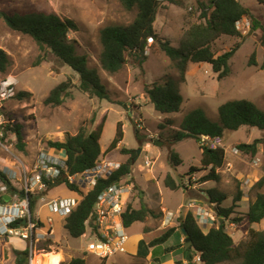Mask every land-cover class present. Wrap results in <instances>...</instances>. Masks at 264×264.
<instances>
[{
	"label": "rangeland",
	"instance_id": "374dc122",
	"mask_svg": "<svg viewBox=\"0 0 264 264\" xmlns=\"http://www.w3.org/2000/svg\"><path fill=\"white\" fill-rule=\"evenodd\" d=\"M242 1L264 24V4L258 0ZM198 7V0H162L154 24L159 37L168 40L172 46L181 48L189 25L192 22L203 21ZM0 9L19 13L33 9L53 11L63 18L75 20L79 29L70 31L69 39L76 41L79 52L88 56L89 65L98 70L111 99L116 101L112 103L106 99L92 98L80 91L79 75L70 66L61 62L52 52L41 51L32 37L12 30L0 17V48L7 52L12 61L6 72L0 71V92L5 94V98H0V104L5 123L12 120L23 125L26 144L25 150L20 151L17 147L16 135L6 128L3 129L0 168L6 172L10 180L13 172L18 171L17 174L20 175L24 169L33 177L37 156L42 151L65 158L61 150L48 146L49 140L64 141L68 135L76 134L82 125H86L89 130L97 128L99 124L102 125L103 132L100 138L102 153L99 162L106 161L110 164L108 168L111 169L114 164L120 165L132 156L130 153H125L124 149L136 151L141 149L137 158V152L134 157L132 156L131 174L136 179L137 185L135 195L137 193L142 195V199L138 200L135 206L140 207L143 200L147 206L157 211L156 215L148 217L145 222H136L130 228V241L127 243L130 252L137 248L136 236L145 228L159 230L168 226L178 229L173 238L169 239V245H179L175 250L181 248L185 238L179 226L180 220L175 224L170 222L163 226L165 209L176 215L180 209L179 216L184 217L187 211L199 210V206H204L208 211L216 214L214 210L216 204H211L208 191L214 195L225 194L227 199L223 200L221 206L228 207L241 189L244 196L238 203L239 206L235 208L236 212L231 215L235 217L247 213L257 192L264 193V186L262 188L256 186L264 176L263 145L259 146V151L254 156L237 149L240 143H251L254 139L263 137V130L243 126L236 131H226L221 138L212 139L203 136L202 141L205 145L223 147L226 153L224 165L218 169L220 179L217 181L202 182L201 177L208 170L194 172L190 170V166L200 168L202 141L199 143L189 138L176 142L171 138V135L180 128L185 114L194 108H203L208 117L215 121L219 119V106L231 99L246 98L264 108V69L261 68L264 61V47L260 43L261 30L252 29L249 16L238 23L241 37L223 35L213 45L216 54H221L239 43L231 59L229 76L219 79V73L215 72L209 63L190 62L185 82H182L179 80L177 61L171 59L152 39H149L146 49L147 58L142 66L136 60L129 58L126 65L117 73L111 74L102 68L99 61L102 49L101 29L111 23L127 24L136 16V9H126L121 0H0ZM253 51L256 52L257 65H249ZM39 57L43 60L37 64ZM68 79L73 83L72 95L60 105H47L45 98L51 90ZM160 80H172L178 85L184 97L179 112L162 114L150 102L144 86ZM21 90L31 92V98L23 101L16 99L15 95ZM120 102L124 104H119ZM92 117H95L93 124L90 122ZM169 119L173 120V123H168ZM118 123L123 125V140L116 148L108 149ZM171 149L179 153L183 160L176 167L172 166L169 159ZM147 159L152 161L150 166L146 165ZM167 174L174 178L178 185L177 189L165 186L164 180ZM12 181L17 185L15 179ZM158 181H160V189ZM77 185L82 196L90 191L83 182ZM146 185L147 188H144ZM148 186L151 187V191ZM49 190L48 187L37 191L33 199L42 197L45 200L38 201L35 207H40L56 196H79L65 185L54 186L50 192ZM39 212L44 216L48 210L43 209ZM55 219L56 233L51 236L52 241L49 242L47 237H42L39 242H35L31 264H69L77 257L85 259L86 264H98L99 259L87 249L88 244L93 240L90 229L88 228L80 237H72L65 230L63 221L58 217ZM251 228L264 231V219L254 223L245 219L237 227L227 228V232L231 233L236 244L243 243L245 246ZM14 240L25 244L30 251L29 240L21 238ZM178 254L180 251L172 255L168 253L162 259V264H172L173 258L177 264ZM133 257H135L133 253H121L110 259L109 263L148 264L147 259L133 260ZM221 264H238V262Z\"/></svg>",
	"mask_w": 264,
	"mask_h": 264
},
{
	"label": "trees",
	"instance_id": "16d2710c",
	"mask_svg": "<svg viewBox=\"0 0 264 264\" xmlns=\"http://www.w3.org/2000/svg\"><path fill=\"white\" fill-rule=\"evenodd\" d=\"M264 4V0H258ZM123 6L128 9H136V16L127 23H111L104 26L100 31L101 52L99 61L104 70L114 74L122 70L129 61V58L136 60L140 66L146 61V49L149 39L159 44L161 49L173 60L177 61L176 66L179 71V80L185 82L188 65L190 62L209 63L215 72H218V78L222 79L231 74V59L235 55L239 43L231 49L221 54H216L213 50L215 42L223 35L241 37L242 33L237 24L244 17L249 16L252 21V29L261 30L260 43L264 47V24L255 17L248 6H245L239 0H198L201 22H192L185 34L181 48H176L171 43L159 37L155 30L156 22L162 0H121ZM0 17L14 31H18L32 37L40 47L41 51L52 52L61 62L70 66L79 75L78 88L90 97L106 99L116 103L111 99L106 86L102 83L98 70L89 65L88 56L80 53L76 41L69 39L70 31L79 29L77 22L70 18H63L56 12L44 10H30L27 12H6L0 9ZM42 57L38 58L37 64L42 62ZM11 59L7 52L0 48V71L6 72L11 65ZM249 65H257L256 52L253 51L249 58ZM264 69V61L261 64ZM72 80L68 79L60 82L54 87L45 98L47 105H60L67 97H70ZM147 94L155 109L162 114L179 112L184 97L178 85L172 80H160L144 86ZM29 91H18L15 98L19 101L31 98ZM119 104H124L120 102ZM217 121L208 117L205 110L201 107L194 108L185 114L180 124L171 138L176 141L192 138L201 142L203 136L209 138H221L226 131H236L243 126L257 127L264 131V108L259 107L255 102L246 98L231 99L218 108ZM104 121V120H103ZM102 121V122H103ZM90 122H95L92 117ZM168 123H173L169 119ZM122 124L118 123L115 136L108 149H114L123 140L124 131ZM164 127V125H161ZM7 131L16 135L17 147L24 151L26 144L24 142L23 125L11 120L5 123ZM103 132V126L89 130L86 125H82L76 134H70L64 141L49 140L48 146L61 150L65 156V167L61 170V175L53 181H47L49 188L65 185L69 190L79 192L77 184L68 179V175L82 173L96 166L97 160L101 155L100 138ZM138 136V130H136ZM4 138L0 141L3 142ZM203 143V141H202ZM264 147V136L254 139L251 143H240L237 149L252 156L259 151V146ZM1 148V143H0ZM202 155L200 168L190 166V170L200 171L208 170L201 177L202 182L208 180H219L220 173L218 169L224 165L226 153L223 147H211L201 144ZM125 153H130L134 157L135 149H124ZM120 164L109 177L98 178L95 186L83 196L79 204L67 216L65 228L70 236L80 237L88 230V219L94 208L99 194L108 185L118 183L122 178L132 172V159ZM170 162L172 166L180 165L183 160L179 153L170 150ZM264 167V158H263ZM0 180L9 182L10 179L6 172L0 168ZM166 187L177 189L178 185L174 178L167 174L164 180ZM258 188L264 186V176L256 183ZM14 189V187H11ZM137 191V185L135 186ZM210 202L215 205V212L218 217H224L215 221V224L205 232L197 221L194 213L188 211L184 217L177 219L180 228L184 227L191 238L192 245L185 249V258L192 261L196 253L200 256L203 264H221L225 262H238V264H264V231L249 230V240L243 246V243L236 244L233 236L227 232L226 221L231 220L240 224L247 217L252 223L260 222L264 219V193L259 191L256 197L251 201L249 209L244 215L231 217L236 212L235 208L241 202L244 193L240 189L233 198V203L228 207L221 206L223 200L227 199L225 194L214 195L208 191ZM138 193L134 196L123 214L126 227L132 226L136 222H145L148 217L156 215L157 211L147 206L143 200L140 207H136V200L142 199ZM35 208V201H32L31 209ZM162 214V212H158ZM48 215V213H46ZM27 221L22 219L19 223L25 224ZM41 222V221H40ZM17 223H13L16 225ZM41 224H43L41 222ZM176 227H165L159 230L145 228L144 237L139 240L137 247V256L146 258L151 254L154 261L158 262V252L156 248L161 247L169 241L176 233ZM15 238L9 237L7 241ZM51 239H48L50 241ZM179 245L167 246L161 248L162 253H168ZM16 264H29V247L23 250H14ZM161 253V254H162ZM69 264H86L83 258H73Z\"/></svg>",
	"mask_w": 264,
	"mask_h": 264
},
{
	"label": "built area",
	"instance_id": "2783aa9c",
	"mask_svg": "<svg viewBox=\"0 0 264 264\" xmlns=\"http://www.w3.org/2000/svg\"><path fill=\"white\" fill-rule=\"evenodd\" d=\"M1 97L5 98V94L2 92H0ZM1 107L2 105L0 104V139L2 138L5 124V116ZM0 143L3 145L1 141ZM151 164L152 161L147 159L146 165L150 166ZM109 165L106 161L100 163L97 160L94 168L75 175H68V179L75 184L83 182L91 190L98 178L109 177L120 166L119 164H114L113 168L109 169ZM64 167V157L42 151L37 156L33 177L30 172L28 173L24 169L20 175L16 172L12 173L11 186H8V182L0 180V244L9 237H19L29 240L31 247H33L35 242H39L42 237H48L54 233L55 216L66 218L77 207L83 198L80 189L79 192H76L79 195L78 197L50 198L44 204L49 211L45 221L47 229L41 225L42 221L39 215H35L34 209H31L33 200L35 204L43 200L42 197L33 199L37 191L47 189L49 187L47 181H53L58 178ZM13 179L19 183V187L15 188L13 186L15 185L12 181ZM12 186L14 189L11 188ZM135 186V179L132 174H128L118 183L108 185L103 189L95 202L87 221L88 228L93 234V240L88 244L87 249L99 259L100 263L98 262V264H110L109 260L117 254L129 252L127 242L130 235L127 232L123 214L135 196ZM4 195H9L10 199L6 201ZM205 215L213 221L217 219L212 213L207 212ZM22 219L27 222L25 224L19 223ZM172 219L173 216L169 214V217L166 220L164 219L163 226L170 223ZM13 223L17 224L13 225ZM198 258L200 260V257ZM31 260L32 255H30V264Z\"/></svg>",
	"mask_w": 264,
	"mask_h": 264
},
{
	"label": "crops",
	"instance_id": "0c3cea01",
	"mask_svg": "<svg viewBox=\"0 0 264 264\" xmlns=\"http://www.w3.org/2000/svg\"><path fill=\"white\" fill-rule=\"evenodd\" d=\"M241 2H243L242 0H241ZM244 3V2H243ZM246 5V4H245ZM246 18V17H245ZM18 172V171H17ZM16 172V173H17ZM135 181H136V179H135ZM160 181H158V187H159V189H160ZM15 188L16 187H19V183H17V185H13ZM157 187V188H158ZM144 188H147V185H146V187H144ZM148 189L151 191L152 189H151V187L150 186H148ZM51 190V189H50ZM50 190H49V192H50ZM145 190V189H144ZM49 192H48V194H49ZM72 192H74V191H72ZM74 193H76V192H74ZM147 195V194H146ZM148 197H149V195H147ZM56 197H61V196H56ZM63 197H65V196H63ZM66 197H75V196H66ZM145 197V196H144ZM54 198V197H53ZM134 200V197H133V199H132V201ZM138 200H136V201H134L135 202V204H136V202H137ZM200 207V209L199 210H195V211H192L193 213H194V215H195V217L197 218V221L200 223V225L202 226V229L203 230H209L214 224H215V222L212 220V219H210L207 215H205L207 212H210V211H208L204 206H199ZM43 209H47V207L46 206H44V204H42L40 207H35L34 208V213H35V215H39V218H40V220L42 221V223L43 224H41L44 228H46L47 227V223H45V221H46V218H47V216L49 215V211H48V215H44V216H42L41 215V212H39L40 210H43ZM163 209H165V208H163ZM48 210V209H47ZM188 212V211H187ZM169 214H171L172 216H173V219L172 220H170V222L171 223H173V224H175V223H177L178 222V220L177 219H181V217L179 216L180 214H181V212H180V209H178V214L176 215V214H174L173 212H171V211H168V209H165L164 210V219L166 220L167 219V217H169ZM241 215H244V213H242ZM56 217H58L60 220H62L63 221V226L65 227V221H66V218H64V217H59V216H55V218ZM177 217V218H176ZM175 218H176V220H175ZM245 219H247L248 220V218L247 217H245L243 220H242V222L245 220ZM142 223V222H141ZM227 223H229L227 226H226V228H235V227H237V225L238 224H236V223H234V222H230L229 220L228 221H226V224ZM132 226H130V227H127V232L129 233V231H130V228H131ZM169 227V226H168ZM53 228H54V233L53 234H51V235H49L47 238L48 239H50L51 238V236L52 235H54L56 232H55V230H56V219L54 220V225H53ZM47 229V228H46ZM46 229H44V230H46ZM65 230H66V228H65ZM250 230V229H249ZM207 231H205V232H207ZM231 234V233H230ZM130 235V234H129ZM144 237V230L143 231H141L139 234H137V236H136V243L138 244V242H139V240H141L142 238ZM15 238H19V237H15ZM173 238V237H172ZM234 239V238H233ZM52 240H50L49 242H51ZM129 241H130V237H129V239H128V242L127 243H129ZM235 241V240H234ZM29 245H30V243H29ZM31 246V245H30ZM167 246H170L169 245V241L168 242H166L165 244H163L161 247H159V248H156L157 249V252H158V259H160L158 262H156V261H154L153 260V258H152V256H151V254L149 255V256H147V258H140V257H138L136 254H137V248L133 251V252H130L129 250V252L128 253H133V255H135V257H133L132 259L134 260L135 258H137L138 260H143V259H147L146 261L148 262V264H162L163 262H161L162 261V259L165 257V255H167L168 253H169V255H172V254H174L176 251L177 252H179L180 251V254H178L177 256H176V263L177 264H197V263H202L200 260H199V258L198 257H200L199 256V254L198 253H196L195 255H194V257H193V260L190 262V261H188L186 258H185V249L183 248V247H181V248H179L178 250H173V251H171V252H168V253H162L161 252V248H163V247H167ZM138 247V246H137ZM26 248V246H25V244H22V243H20V242H18V241H15L14 239L13 240H11V241H7V239L6 240H4V241H2V243L0 244V264H16L15 263V259H16V255H15V252H14V250L15 249H19V250H23V249H25ZM33 250H34V246L33 247H31V249H30V255H32V258H33V255H34V253H33ZM162 253V254H161ZM121 254V253H120ZM118 255V254H117ZM116 255V256H117ZM116 256H114V257H116ZM113 257V258H114ZM29 260H30V257H29ZM133 260H131V262H133ZM152 261H153V263H152ZM138 262V261H137ZM171 263L172 264H175V259L173 258V260L171 261ZM203 264V263H202Z\"/></svg>",
	"mask_w": 264,
	"mask_h": 264
},
{
	"label": "water",
	"instance_id": "95a60500",
	"mask_svg": "<svg viewBox=\"0 0 264 264\" xmlns=\"http://www.w3.org/2000/svg\"><path fill=\"white\" fill-rule=\"evenodd\" d=\"M158 144H160V143L158 142ZM140 151H141V149H138V150H137V156H136V158H137L138 155L140 154ZM136 158H135V159H136ZM135 159H134V160H135ZM8 186H11V183H10V182L8 183ZM4 199H5L6 201H8V200L10 199L9 195H4ZM221 222H223V218L221 219ZM181 232H182V234H183V236H184V238H185L186 246H187V247L191 246V245H192L191 238H190V236L188 235V232L186 231V229H185L184 227L181 228Z\"/></svg>",
	"mask_w": 264,
	"mask_h": 264
},
{
	"label": "clouds",
	"instance_id": "9594fccd",
	"mask_svg": "<svg viewBox=\"0 0 264 264\" xmlns=\"http://www.w3.org/2000/svg\"><path fill=\"white\" fill-rule=\"evenodd\" d=\"M239 22H240V21H239ZM239 22H238V23H239ZM237 26H238V24H237ZM238 28H239V26H238ZM239 29H240V28H239ZM240 31H241V30H240ZM200 146H201V145H200ZM65 159H66V158H65ZM9 182L11 183V181H9ZM9 182H8V183H9ZM211 204H212V203H211ZM190 205H191V206H193V204H190ZM214 210H215V209H214ZM208 213L215 214V213H213V212H208ZM215 216L217 217V219H216V220L224 218V217H222V216H221V217H218V215H217V214H215ZM216 220H214V222H215Z\"/></svg>",
	"mask_w": 264,
	"mask_h": 264
}]
</instances>
